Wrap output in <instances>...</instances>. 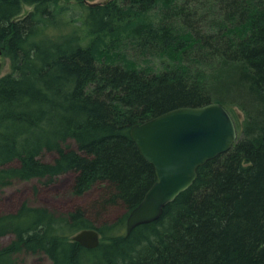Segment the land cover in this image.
Returning <instances> with one entry per match:
<instances>
[{"label":"trees","instance_id":"1","mask_svg":"<svg viewBox=\"0 0 264 264\" xmlns=\"http://www.w3.org/2000/svg\"><path fill=\"white\" fill-rule=\"evenodd\" d=\"M58 1L0 0V189L72 173L75 195L99 186L90 211L102 219L23 204L0 216V239L13 236L0 264L19 252L51 264H264V0H75L80 21H57ZM22 5L34 9L22 17ZM212 102L231 115L235 144L127 235L156 180L131 127ZM84 229L99 233L95 249L72 241Z\"/></svg>","mask_w":264,"mask_h":264},{"label":"water","instance_id":"2","mask_svg":"<svg viewBox=\"0 0 264 264\" xmlns=\"http://www.w3.org/2000/svg\"><path fill=\"white\" fill-rule=\"evenodd\" d=\"M1 58L0 50V71ZM130 137L142 158L153 167L156 180L128 214L127 235L140 225L157 221L164 208L193 184L199 167L233 147L237 130L228 111L212 102L169 110L132 126ZM71 239L91 250L99 245L100 235L95 229H84Z\"/></svg>","mask_w":264,"mask_h":264},{"label":"rangeland","instance_id":"3","mask_svg":"<svg viewBox=\"0 0 264 264\" xmlns=\"http://www.w3.org/2000/svg\"><path fill=\"white\" fill-rule=\"evenodd\" d=\"M105 0H94L93 3H102ZM59 7H64L65 12L60 13L57 21H80L82 20L83 9L75 0H59ZM33 6L22 5L21 16H25L33 11ZM79 25V22L76 24ZM58 28H49L48 35H56ZM2 60V69L0 76L9 71L8 63L5 58ZM241 115V114H240ZM66 147L75 148L72 141H68ZM55 154L43 152L41 160L51 162ZM74 175L67 173L51 180L31 179V180H14L8 186L0 189V216L14 214L23 204L29 207H43L57 213H67L76 207L87 209L88 215L96 221L99 218L90 211V206L99 196V186H95L84 195L78 196L72 192ZM121 210L116 208L108 212L106 217L113 219L120 215ZM13 240L12 235H5L0 239V249L6 247ZM14 264H51L49 259L43 254H31L19 252L14 255Z\"/></svg>","mask_w":264,"mask_h":264}]
</instances>
